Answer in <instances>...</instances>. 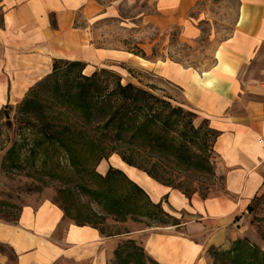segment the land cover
I'll list each match as a JSON object with an SVG mask.
<instances>
[{
    "label": "crops",
    "instance_id": "0c3cea01",
    "mask_svg": "<svg viewBox=\"0 0 264 264\" xmlns=\"http://www.w3.org/2000/svg\"><path fill=\"white\" fill-rule=\"evenodd\" d=\"M204 1L0 0V111L20 103L52 73L54 61L64 59L82 62L86 75L111 65L127 83H132L131 68L152 74L196 120L207 121L217 132L212 158L220 186L202 188L194 182L186 192L180 186L184 180L169 185L117 155L99 163L100 173L110 166L122 169L164 211L183 216L173 226L136 233L160 264H213L209 247L231 248L246 235L253 227L249 207L264 197L259 143L264 136V0H236L226 35ZM126 4H138L132 22L138 31L146 25L162 33L177 29L180 39L193 46L208 25L214 42L210 62L196 66L150 57L159 39H144L139 53L99 46L91 26L78 24L80 17L90 25L120 17ZM117 242L100 227L70 219L51 193L32 196L16 220L0 217V264H111Z\"/></svg>",
    "mask_w": 264,
    "mask_h": 264
},
{
    "label": "rangeland",
    "instance_id": "374dc122",
    "mask_svg": "<svg viewBox=\"0 0 264 264\" xmlns=\"http://www.w3.org/2000/svg\"><path fill=\"white\" fill-rule=\"evenodd\" d=\"M236 4V0H207L203 2V5L207 9L215 13L217 17L216 24L220 28L225 29L224 31L221 29L222 35L228 34L231 29L232 11ZM138 10V4H126L121 9L120 17L102 19L91 25L87 24L85 17H80L78 24L91 26L92 38L99 46H114L139 53L143 51L139 43L144 42V39H159L154 44L150 57L160 56L163 59H179L186 64L196 66L210 62L211 46L214 42L210 41V27L208 25L204 26L206 31L200 37L198 45L193 46L180 39L177 29L162 33L156 31L154 27L146 25L144 27L145 31H138L139 26H134L133 24L136 23L134 17ZM127 18H130L129 20L131 21L127 20ZM102 68H106L105 70L112 73L111 76L108 75V80L111 84L116 81L118 76L122 84H127L129 81L127 79L123 80L118 70L111 65L106 64V66H102L98 70ZM88 73L90 74V72ZM131 73L133 78L130 77V82L134 83V85L153 93L156 97L174 107H181L185 111H189V109L180 105L179 100L172 96L167 88L156 81L152 74L135 68H131ZM21 102L9 105L0 111V217L7 220L15 219L22 206L32 196L42 197L43 194L51 193L54 200L60 202L64 209L67 210L70 219L80 224H95L104 233L114 235L118 241L116 249L119 245L131 239L135 242L136 246L130 245V247L132 246L140 252L142 261L145 264H160L148 253L143 239L137 237L138 234L136 233L141 228L173 226L171 224L183 220V216L177 218L180 215H175L172 212L167 213L164 209H162L160 219L157 220L139 215H129L125 219H120L113 214H109L103 209L101 204H98L94 198L79 188V185L87 180L93 187H96L97 179L89 173L84 176L78 168L71 165L68 155L59 145H51L42 140L43 134L40 130L42 129L43 122L41 120H32L33 126L28 122L25 124L26 115L19 111ZM155 107H167V105L157 102ZM196 117L190 118L188 116L185 120L187 121L190 118L192 124L200 129V133L198 134L204 144V154L208 156L210 168H213L212 147L215 133L210 129L207 121L196 120ZM9 120L11 121L10 125L8 124ZM105 147L106 154L97 164L93 165L94 171L101 175H106L110 168L123 171L114 166H110L104 174L98 170L99 163L102 160L110 159L113 155H117L124 163L142 169L153 178L169 185L181 184V179L184 180L180 186L186 192L195 188L193 186L194 182L202 188L209 185H221V179L212 171L187 170L169 161L166 157L152 156L149 157L150 161H147V159L143 158L144 155L141 154L144 153L143 150H139L142 156L138 157V154H135L138 160H144L142 165L139 162L134 164L131 162L130 157L132 154L127 149V144L107 143ZM9 149H12L11 152ZM154 161H161V165H163V168L156 169L160 174H158V177L154 176V172L153 174L149 171L152 169L151 166ZM123 172L130 179L128 174L125 171ZM128 172L130 175H133L132 170H128ZM145 193L152 201L149 194L146 191ZM259 202L253 204L252 207L250 220L253 227L246 232V235L239 239L242 242L258 246L260 249L253 252L249 250L241 252L240 249L238 251L227 252L237 245L236 241L233 242L231 248L227 249L212 246L207 250V254L213 264H246L241 262L242 259L251 262L247 264H262L259 262L257 254L259 256L262 252L264 255V197ZM257 214H260V216ZM164 221L168 223H164ZM237 254L239 256L244 255L243 258L237 259L239 263L234 262L238 258ZM135 261L131 260L127 264H136ZM111 264H119L115 252Z\"/></svg>",
    "mask_w": 264,
    "mask_h": 264
},
{
    "label": "trees",
    "instance_id": "16d2710c",
    "mask_svg": "<svg viewBox=\"0 0 264 264\" xmlns=\"http://www.w3.org/2000/svg\"><path fill=\"white\" fill-rule=\"evenodd\" d=\"M84 67L80 61L55 60L52 73L38 82L19 106V111L26 115L25 124L28 122L33 126L32 120H41L42 140L59 145L65 150L71 165L84 176L89 173L97 179L96 187L87 180L79 188L109 214L120 219L129 215L160 219L162 205L152 202L143 188L123 171L110 168L106 175H101L94 171L93 165L106 154L107 143H123L127 144L134 164L139 162L142 165L144 160L137 159L142 155L147 161H150L149 157L157 156L166 157L187 170L214 172V167L209 166L208 156L204 154V144L198 134L200 129L190 120L196 114L174 107L132 83L122 84L119 76L111 84L108 75L112 73L105 69L86 75ZM157 102L167 107H155ZM188 116L190 118L186 121ZM211 130L216 137L217 132ZM139 150L144 153L141 155ZM161 164V161H154L149 170L156 177L159 174L156 169L163 168ZM249 210L253 208L250 206ZM236 244L227 252L260 249L241 239L236 240ZM130 245H135L131 239L116 249L119 264L130 263L131 260L145 264L140 252ZM237 257L234 262L239 263L237 259L244 255L237 254ZM257 258L263 264L262 252L259 256L257 254ZM241 262L251 263L246 259Z\"/></svg>",
    "mask_w": 264,
    "mask_h": 264
},
{
    "label": "built area",
    "instance_id": "2783aa9c",
    "mask_svg": "<svg viewBox=\"0 0 264 264\" xmlns=\"http://www.w3.org/2000/svg\"><path fill=\"white\" fill-rule=\"evenodd\" d=\"M259 143L261 144V146L263 147V150H264V136L259 138Z\"/></svg>",
    "mask_w": 264,
    "mask_h": 264
},
{
    "label": "water",
    "instance_id": "95a60500",
    "mask_svg": "<svg viewBox=\"0 0 264 264\" xmlns=\"http://www.w3.org/2000/svg\"><path fill=\"white\" fill-rule=\"evenodd\" d=\"M8 124H9V125L11 124V121H10V120L8 121Z\"/></svg>",
    "mask_w": 264,
    "mask_h": 264
}]
</instances>
